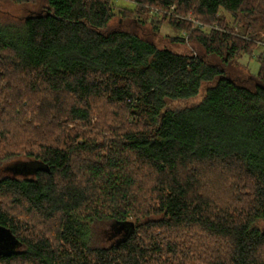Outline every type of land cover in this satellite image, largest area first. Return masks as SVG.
Here are the masks:
<instances>
[{
    "label": "trees",
    "instance_id": "obj_1",
    "mask_svg": "<svg viewBox=\"0 0 264 264\" xmlns=\"http://www.w3.org/2000/svg\"><path fill=\"white\" fill-rule=\"evenodd\" d=\"M119 1L0 0V264H264V0Z\"/></svg>",
    "mask_w": 264,
    "mask_h": 264
},
{
    "label": "rangeland",
    "instance_id": "obj_2",
    "mask_svg": "<svg viewBox=\"0 0 264 264\" xmlns=\"http://www.w3.org/2000/svg\"><path fill=\"white\" fill-rule=\"evenodd\" d=\"M117 4H124L127 3L129 7L131 6L128 4V2H121L115 0ZM27 11V8L22 7V6H15L11 5L8 3H2L0 2V12L6 15H11L15 17H19L25 14ZM146 19V20H145ZM144 23V29L143 33L139 32V34L145 36V37H151L149 35V29H150V20L151 18L147 17L145 18ZM227 21H231V19L226 15ZM142 21V20H141ZM117 22L116 19L112 20L110 25H115ZM158 37L152 36L153 42L157 45L159 48H168L176 53H181V54H199L202 55L203 50L200 48L195 43H185V44H175L171 43V39L174 37H184V34L181 32H177L173 30L171 27H169L166 23H163L160 25L158 29ZM264 49V45H259L253 54L251 56H242L237 64H232L226 67L227 73L231 77H246L248 75L250 76H255L258 73L259 70V63L257 60V55ZM242 86L249 90H253L254 84L252 82H246L243 83ZM195 102V101H193ZM191 102H188L187 105H190ZM28 159L25 157H14L9 160L2 161L0 163V177L3 176H9V177H25V175L22 173V171L26 172L25 165L28 163ZM25 164V165H24ZM21 167L23 170H18L16 169L17 167ZM39 166V163L33 160H29L28 168L30 169L29 173L31 174V170L37 169ZM19 167V168H20ZM264 226V222L259 224V227ZM92 231H91V243L94 244V246H109L113 244L116 240L121 239L126 234V227L124 226H116L112 222H100V223H95L92 226Z\"/></svg>",
    "mask_w": 264,
    "mask_h": 264
},
{
    "label": "water",
    "instance_id": "obj_3",
    "mask_svg": "<svg viewBox=\"0 0 264 264\" xmlns=\"http://www.w3.org/2000/svg\"><path fill=\"white\" fill-rule=\"evenodd\" d=\"M6 235H8V233L4 229L0 228V242L4 240Z\"/></svg>",
    "mask_w": 264,
    "mask_h": 264
}]
</instances>
